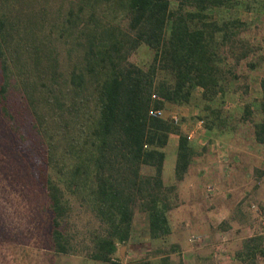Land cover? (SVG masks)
Wrapping results in <instances>:
<instances>
[{"label": "trees", "instance_id": "16d2710c", "mask_svg": "<svg viewBox=\"0 0 264 264\" xmlns=\"http://www.w3.org/2000/svg\"><path fill=\"white\" fill-rule=\"evenodd\" d=\"M240 9L262 13L264 0H0V112L43 190L56 255L116 264L136 213L150 238L170 233L195 146L178 125L149 116L151 107L198 96L206 132L220 134L231 116L223 100L241 90V118L264 148V77L256 108L248 82L237 84L253 50ZM141 45L152 51L144 66L130 60ZM234 258L264 264V233L246 237Z\"/></svg>", "mask_w": 264, "mask_h": 264}, {"label": "rangeland", "instance_id": "374dc122", "mask_svg": "<svg viewBox=\"0 0 264 264\" xmlns=\"http://www.w3.org/2000/svg\"><path fill=\"white\" fill-rule=\"evenodd\" d=\"M248 10L240 9L239 15L242 20L249 23V29L245 35L253 50L238 66L237 73L242 77L237 84L248 82L250 100L256 108L261 97L259 81L264 77V12ZM151 57L152 51L141 45L131 55L130 60L144 66L151 60ZM248 64H251L250 68H248ZM233 85L235 86L236 83L234 82ZM199 92L200 89H196L194 94L197 95ZM197 97L190 104H176L182 107L187 114L176 110L174 106H170L169 102L164 103L162 107L167 116L173 113L179 116L178 126L182 133H185L184 129L182 130L184 125L191 126L204 116L203 103ZM246 100L247 97L241 90L227 93L223 100V106L227 112H230L228 113L231 115L230 127L220 134L217 132L207 133L205 130L203 140L206 142L211 139L223 141L229 148V165L234 166L243 174L244 182L235 184V191L223 193L222 198L226 199L223 205L231 210L237 198L242 196L244 197L241 201L242 205L245 199L247 202L256 204L257 209L250 210L248 208L240 212L234 208L233 213L236 212L239 219L232 222V225L221 224L227 220V216L217 217L213 225L210 226V234L205 236L204 233H198L200 240L193 244L188 241V234L191 231L190 228L185 227L184 219L179 222L181 229L178 230L177 227V231L175 230L171 237L164 240L152 239L149 237L144 216L136 213L131 236L127 243L118 245L113 259L114 263L131 264L135 262L140 264L145 261L154 264L153 262L160 256L166 255L170 264H239L234 258V254L237 247L240 246L241 235L250 234L251 229L253 233L258 230L264 231V148L255 146V142L251 138V125L241 118V109ZM258 117L255 115L253 120ZM177 137V135H171L165 151L163 178L167 184L172 182L170 172L173 161H170V158L174 140ZM14 141L17 142L11 136L8 122L0 112V264H106L90 261L79 255H56L53 252L48 239L50 218L43 190L39 182L34 180L28 167V160L20 153ZM202 145L205 146L202 142L194 144L193 160L195 165L207 166L214 156ZM175 151L176 147H174V155H176ZM216 172L213 171L210 175L220 179L217 180V183L222 185L223 189H227L228 182L232 177L226 179L218 176ZM228 179L229 181H227ZM205 180H201V184L210 181ZM245 187L246 189L243 190ZM216 195L218 196V194ZM216 195L214 196L216 197ZM181 198L179 195L174 200V202L176 201L175 206L168 213L170 222L175 219L176 208L179 206ZM243 208L245 207L243 206ZM238 222L240 225H249L251 228L243 230L242 227H239L240 225H236ZM171 245L177 246V252H172ZM199 247L201 255L205 258L201 256L203 259L197 263L190 254L193 249L196 250ZM215 250L218 256L214 255Z\"/></svg>", "mask_w": 264, "mask_h": 264}, {"label": "crops", "instance_id": "0c3cea01", "mask_svg": "<svg viewBox=\"0 0 264 264\" xmlns=\"http://www.w3.org/2000/svg\"><path fill=\"white\" fill-rule=\"evenodd\" d=\"M170 106H174L176 108V110H180L183 112V114H187L186 111H184V109L182 107H180L176 104L171 103ZM189 127H190V125L186 124L182 127V130L184 129V131H186ZM206 135H207V133H206ZM177 142H178V137L176 138V140H174V144L172 147V153L173 154L171 153V158H170V161H173V167H172L171 172H170L171 177H172L171 183L174 182V163L176 160V155H174V147H176V150H177ZM191 142L193 144L199 143L197 139L194 141H191ZM203 146L204 145H202V147ZM255 146L262 147L260 144H258L256 142H255ZM166 147H167V145H166ZM166 147L164 149L165 151H166ZM204 147H206L208 149V151H210V153H212L215 158L213 157L214 159L212 158L210 160V163L207 166L206 165H195L194 160H192L185 177L177 183L176 194H177V197H179V195H180L182 198H181V200H179V206L176 208L177 211L175 213V217H174L175 219H174V221L170 222L171 231L166 236H163V237L158 238V239L164 240L166 238L171 237L172 234L175 233V230L177 231V229H176L177 227H178V230L181 229L179 222L182 221L183 219H184L185 227L188 229L190 228V231H191V232H189L188 236L190 234H198V233H204L205 236H208V234H210V231H209L210 226L213 225V223L217 217H222V216L226 217L227 216L226 217L227 220L221 222V224L222 223H225V224L228 223V225H230V224L232 225V222L234 223L236 219L237 220L239 219L235 214L236 212L233 213L234 208L240 212L244 211V209H248V208L250 210H252V209L256 210L257 209L256 204L251 203V202H247L245 199L243 200V205H242L241 201L244 198L242 196H239L237 198V200L235 201V204L231 210L229 208H226L223 205V203L226 202V199L222 198L223 193L225 191H235L236 190L235 184H240V183L244 182L243 181V174L241 173L240 170H236V168L234 166L231 167L229 165V148H227V145H225L223 141L211 139L205 143ZM261 149H263V147ZM175 153H176V151H175ZM165 158H166V156H165ZM213 171L214 172L217 171L216 174L218 173V176H222L223 178L225 177L226 179L232 177V179H230V181H229V179L227 180V181H229L228 185H227L228 186L227 189H223V186L219 185L217 183L218 179L216 177H212L213 175H210L213 173ZM205 179L210 180V181H206ZM201 180H205L206 182L201 184L202 183V182H200ZM206 184H212L216 190V193L214 195L218 194V196L216 195V197H215L214 195L207 194L204 191V187ZM231 185H232V187H231ZM245 189H246V187L243 188V190H245ZM212 205H214V206L212 208H210ZM252 205H255V208H252ZM243 206L245 208H243ZM261 221L263 223V220H261ZM221 224H219V225H221ZM236 225L238 226V225H240V223L238 222ZM239 227H242L243 230L251 228L249 225L246 226V225H242V224ZM199 231H201V232H199ZM250 231H251L250 234L241 235L240 246L237 247V249L235 251H237L238 249L241 248L242 241L246 237H249V236H252L255 234H263L264 233L263 230H258L255 233H253L252 229ZM174 245L173 246L171 245L172 250H173L172 252H177V246H174ZM191 247H193V246H191ZM200 249H201L200 247L196 248V250L193 249L194 250V251L192 250L193 254L192 253L190 254L191 256L194 257V259H196L197 263L201 259L205 258L203 255H201ZM215 252H214L215 253L214 255L218 256V253L216 250H215ZM184 253L186 255V252H184ZM190 255L187 254V256H190Z\"/></svg>", "mask_w": 264, "mask_h": 264}, {"label": "built area", "instance_id": "2783aa9c", "mask_svg": "<svg viewBox=\"0 0 264 264\" xmlns=\"http://www.w3.org/2000/svg\"><path fill=\"white\" fill-rule=\"evenodd\" d=\"M157 96L155 94L152 95V99H156ZM148 115L155 118H162L168 120L169 122L179 125V116L175 113L171 115H166L163 108H153L151 107L148 110ZM204 122L202 119H198L195 123H193L184 133L188 141L198 140V142H202V144L206 143L204 139ZM204 191L209 195H214L216 193L215 187L212 184H206L204 187ZM252 208H255V205H252ZM200 240V236L197 234H190L188 236V241L193 244Z\"/></svg>", "mask_w": 264, "mask_h": 264}]
</instances>
